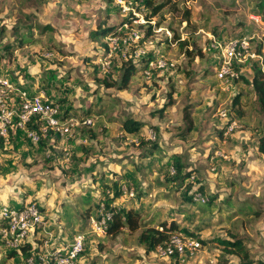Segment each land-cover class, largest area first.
<instances>
[{
    "label": "rangeland",
    "instance_id": "rangeland-1",
    "mask_svg": "<svg viewBox=\"0 0 264 264\" xmlns=\"http://www.w3.org/2000/svg\"><path fill=\"white\" fill-rule=\"evenodd\" d=\"M152 2L163 5L149 21L150 7L125 23L127 13L111 0H0V74L51 100L65 96V118L93 121L36 145L11 132L0 147V206L32 200L43 217L29 244L36 264H49L51 250L78 233L84 244L76 264H240L214 241L231 236L243 240L251 264H264V106L251 85L253 66L264 74L259 0ZM100 25L142 38L118 45L106 69L105 38L91 36ZM146 56L171 65L151 68L149 77L139 68L120 87L121 62ZM223 108L234 121L230 132L218 114ZM127 117L142 122L136 133L124 131ZM175 156L181 174H190L183 181L173 179ZM188 186L206 202L187 200ZM116 190L112 205L136 210L139 228L97 235L90 219L108 214L104 198ZM161 224H173L168 234L184 243H204L168 256L145 251L139 233ZM29 259L0 234V264Z\"/></svg>",
    "mask_w": 264,
    "mask_h": 264
},
{
    "label": "built area",
    "instance_id": "built-area-1",
    "mask_svg": "<svg viewBox=\"0 0 264 264\" xmlns=\"http://www.w3.org/2000/svg\"><path fill=\"white\" fill-rule=\"evenodd\" d=\"M111 1L121 12L132 17V20L141 17L135 0ZM142 21L145 22L143 18ZM104 38L109 49L107 56L100 61L102 69L109 66L110 55L118 45L128 46L132 42L140 40L141 37L136 30H131L125 36L107 35ZM140 53H144V50L135 52L136 55H140ZM167 65L171 64H167L161 59H150L148 61L149 68L144 70V74L149 77L151 68H165ZM225 73L226 68L223 67L219 75L223 76ZM218 114L220 118L227 120L226 132L233 130L234 121L228 120L227 109L218 110ZM92 123V118L89 117L80 120L73 117L65 118L61 104L47 98L41 88L37 87L33 91H29L21 78L16 81L8 74H0V137L3 138V142H6L11 132L20 131L32 144L36 145L46 139L52 140V135L59 137L69 135L71 127L75 125L88 126ZM149 137L154 138V135L149 134ZM122 191L130 196L133 195L132 189L125 187ZM192 199L195 202L204 203L207 198L199 193H194ZM108 218L109 214L105 213L97 218H91L92 231L97 235L105 234ZM43 226V217L35 201L28 200L20 205L5 204L0 206V234L4 243L12 249L19 250L20 246L29 245ZM83 244L84 236L78 233L66 246H59L51 250L44 263L76 264ZM185 247L194 250L199 247V241L190 238L184 243L176 235L170 234L167 243L158 246L157 250L161 256H168L174 252H183ZM28 262L32 264L31 259Z\"/></svg>",
    "mask_w": 264,
    "mask_h": 264
},
{
    "label": "trees",
    "instance_id": "trees-1",
    "mask_svg": "<svg viewBox=\"0 0 264 264\" xmlns=\"http://www.w3.org/2000/svg\"><path fill=\"white\" fill-rule=\"evenodd\" d=\"M137 2V0H135ZM163 4H156L153 6L152 0H142L140 4H138L137 8L139 10L147 9L150 7V12L147 16H145V20L149 21L152 16H154L158 11L161 9ZM258 13L264 14V0H259L258 4ZM188 14L186 13V18ZM185 18V19H186ZM132 21V17L128 16L125 18V23H130ZM152 30V25H148L146 28V35L150 33ZM107 35H117V30L115 26H103L100 25L97 29H95L92 33V37H105ZM145 37V35L143 36ZM142 39V38H141ZM150 59H154L152 56H146L142 57L140 62L137 64L131 63V60L128 59L125 62L122 61L120 64L121 69V76H120V87H125L129 81V78L131 77V74L134 73L139 68L142 70H145L149 68L148 61ZM97 66V65H96ZM254 74L251 80V85L253 86L257 98L262 106H264V81L262 79L263 73L261 72L260 67L253 66ZM65 96L59 98L58 102H63L65 100ZM67 110V109H66ZM142 122L131 119L129 117L125 118L122 121V127L125 132L127 133H136L141 128ZM31 127V125H30ZM4 144L3 138L0 137V147ZM258 150L264 155V136L260 138V142L258 145ZM173 162L175 163V175L173 179L177 180H185L190 176V174H181V164L179 162V159L177 156L173 158ZM185 178V179H184ZM187 191H191L188 196H186L187 200L193 201L192 196L194 193H200L198 188L191 190L190 186L187 187ZM119 193V190H116L114 195L109 197L108 195H105L104 198V209L108 212L109 218L107 219V226H106V234L113 235L116 234L119 229L122 227H127L130 230H137L139 228V214L136 210H133L131 208L124 209L119 206L112 205L114 199L117 197ZM206 202V201H205ZM204 202V203H205ZM211 203V201L209 202ZM162 230H159L158 228L154 227H146L138 235V242L140 245H142L145 249V251L150 252L154 251L158 246H163L165 243H167L169 234L168 230H173L175 226L170 224V226H166L161 224ZM199 242L204 241L200 239L199 237L196 238ZM218 244L222 246L227 252L235 254L240 259V264H251V261L249 259V253L248 250L243 242L242 239L235 238L233 236L228 238H215V240ZM20 251L25 253V256L27 258L31 259L32 264H36V260H34V257H32V251H30L29 245H22L20 246ZM176 252H174L172 255H174Z\"/></svg>",
    "mask_w": 264,
    "mask_h": 264
}]
</instances>
